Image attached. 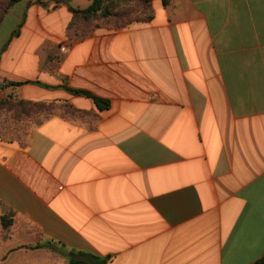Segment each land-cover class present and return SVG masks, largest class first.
<instances>
[{"label":"crops","instance_id":"0c3cea01","mask_svg":"<svg viewBox=\"0 0 264 264\" xmlns=\"http://www.w3.org/2000/svg\"><path fill=\"white\" fill-rule=\"evenodd\" d=\"M167 2L79 40L71 10L91 0L0 11L1 96L65 101L85 117L0 139V264L264 257V0Z\"/></svg>","mask_w":264,"mask_h":264},{"label":"rangeland","instance_id":"374dc122","mask_svg":"<svg viewBox=\"0 0 264 264\" xmlns=\"http://www.w3.org/2000/svg\"><path fill=\"white\" fill-rule=\"evenodd\" d=\"M5 3L7 0H0ZM120 2V3H118ZM2 5V4H0ZM114 16L105 19L98 18L87 23H76L70 27V35L72 34L73 40H79L82 36H87L92 29L100 24H109L116 27L125 25L132 21L142 18V13L146 11L142 8V5L133 0H117L113 7ZM58 65L55 62L53 66ZM18 102L24 100L18 97L14 93L0 96V102L2 101ZM26 101V100H25ZM37 102V101H33ZM46 114L50 117L52 115H62L65 117H71L81 119L84 121L85 117L80 116V113H74L72 110L64 107L62 104H56L53 106L37 107L32 105L15 106L9 105L0 106V139L3 141H20L24 142L30 132L43 121ZM86 121V120H85Z\"/></svg>","mask_w":264,"mask_h":264},{"label":"trees","instance_id":"16d2710c","mask_svg":"<svg viewBox=\"0 0 264 264\" xmlns=\"http://www.w3.org/2000/svg\"><path fill=\"white\" fill-rule=\"evenodd\" d=\"M21 0H7L6 1V6H4V8L2 7L0 9L1 11V16L3 15V13L14 3H17ZM117 0H91V4L85 8V9H80V8H73L71 10L72 13V19L70 22V27L75 25L76 23H87L90 22L92 20H96L98 18L101 19H105L108 17H112L114 16V12H113V7L115 5ZM122 1V0H120ZM133 1H137L142 5V8L146 11V13L149 12V5L153 0H133ZM163 1V5L166 6L167 5V0H162ZM120 3V2H118ZM141 19H145V18H141ZM148 19V17L146 18ZM140 19H137L136 21H139ZM84 36H82L81 38H83ZM9 85H13V86H19L21 85V83H15V84H9ZM72 93L77 94V95H83L85 97L90 98L96 109L98 111H105L109 108L110 103L108 100L102 99L98 96L93 95L90 92L84 91V90H70ZM56 104H62L64 107L68 108L69 110H72V112L74 113H79L77 112V110H75L73 108V106L71 104H69L68 102L65 101H48V102H33V101H28V100H20L18 102H9V101H2L0 102V106L1 105H9L10 107H15V106H26V105H32V106H37V107H48V106H53ZM49 116L46 114V116L44 117L43 120L47 119ZM43 122V121H41ZM40 122V123H41ZM39 123V124H40ZM6 225V224H5ZM107 263V259L106 258H100L98 256H94L92 254H84V253H70L69 254V261L66 264H106ZM253 264H264V257H262L260 260H258L257 262L253 263Z\"/></svg>","mask_w":264,"mask_h":264},{"label":"built area","instance_id":"2783aa9c","mask_svg":"<svg viewBox=\"0 0 264 264\" xmlns=\"http://www.w3.org/2000/svg\"><path fill=\"white\" fill-rule=\"evenodd\" d=\"M0 96H1V94H0Z\"/></svg>","mask_w":264,"mask_h":264}]
</instances>
